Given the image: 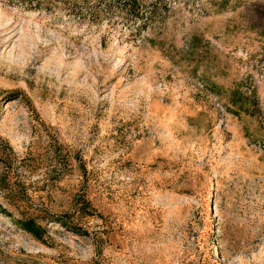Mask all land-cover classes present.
<instances>
[{
    "label": "rangeland",
    "instance_id": "rangeland-1",
    "mask_svg": "<svg viewBox=\"0 0 264 264\" xmlns=\"http://www.w3.org/2000/svg\"><path fill=\"white\" fill-rule=\"evenodd\" d=\"M0 264H264V0H0Z\"/></svg>",
    "mask_w": 264,
    "mask_h": 264
},
{
    "label": "trees",
    "instance_id": "trees-1",
    "mask_svg": "<svg viewBox=\"0 0 264 264\" xmlns=\"http://www.w3.org/2000/svg\"><path fill=\"white\" fill-rule=\"evenodd\" d=\"M21 226L23 227L24 231L28 232V233H31L33 235H38L39 234V229L36 224L31 221V220H28V221H25L21 224Z\"/></svg>",
    "mask_w": 264,
    "mask_h": 264
}]
</instances>
